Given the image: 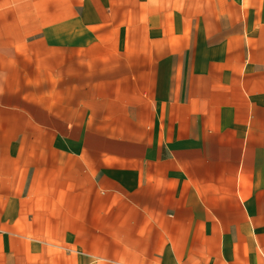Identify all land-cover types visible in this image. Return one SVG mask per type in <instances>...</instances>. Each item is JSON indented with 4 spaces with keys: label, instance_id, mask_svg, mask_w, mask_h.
Returning <instances> with one entry per match:
<instances>
[{
    "label": "crops",
    "instance_id": "obj_1",
    "mask_svg": "<svg viewBox=\"0 0 264 264\" xmlns=\"http://www.w3.org/2000/svg\"><path fill=\"white\" fill-rule=\"evenodd\" d=\"M0 264H264V0H0Z\"/></svg>",
    "mask_w": 264,
    "mask_h": 264
}]
</instances>
